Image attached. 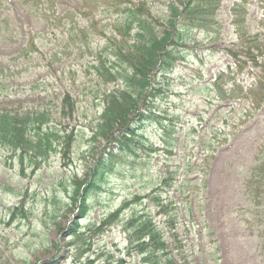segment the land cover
Masks as SVG:
<instances>
[{"label": "rangeland", "instance_id": "374dc122", "mask_svg": "<svg viewBox=\"0 0 264 264\" xmlns=\"http://www.w3.org/2000/svg\"><path fill=\"white\" fill-rule=\"evenodd\" d=\"M4 1L8 29L0 33V109H47L53 122L62 123L76 141L69 159L55 153L34 173L26 163L22 171L18 159L0 148V264H138L126 251L120 227L113 225L103 232L96 227L138 195L135 208L155 216L165 230L166 217L155 215L150 198L154 189L178 206L188 204L176 229L192 264H264L259 236L264 227V197L254 213L244 193L264 143V104L259 111L252 110L247 94L255 81L254 71L247 64L238 74L240 63L229 54L239 46L231 17L237 0H223L220 5L217 36L195 33L197 41L187 48V59L171 74L167 98L155 104L156 117L173 128L163 134L157 122L149 123L143 139L145 148L161 151L140 152L133 164L124 162L106 190L90 200L92 208L84 220H79L78 206L69 204L68 192L74 178L86 177L104 145L102 140L91 141L92 130L105 106L104 94L119 83L104 84L92 63L113 34L117 0H86L92 8L85 0H54L49 16L53 21L54 16L66 17L69 9L83 8L55 28L21 0ZM121 1L146 3L157 21L168 15L167 6L176 0ZM263 3L247 2L250 35L260 28ZM30 37L38 51L16 58ZM222 72L228 81L226 91L236 90L234 81L240 83L241 100L222 102L213 93ZM67 95L74 104L72 117L67 108L65 115L60 114ZM209 146L214 150L208 152ZM206 152L210 159H205ZM167 171L174 172L173 189L161 184ZM184 175L194 182L183 183ZM18 205L26 217L12 220L11 210ZM78 222L82 236L76 239L70 235Z\"/></svg>", "mask_w": 264, "mask_h": 264}, {"label": "trees", "instance_id": "16d2710c", "mask_svg": "<svg viewBox=\"0 0 264 264\" xmlns=\"http://www.w3.org/2000/svg\"><path fill=\"white\" fill-rule=\"evenodd\" d=\"M21 1L29 8L33 7L37 17L54 28L63 19L72 18L74 13L83 9H69L64 15L66 17L54 16L53 21L49 16L54 12V0ZM4 2L0 0V33L8 29V17L5 15L8 8ZM221 2L222 0H176L167 6V16L155 21L146 3L141 1L132 5L128 2V5H124L121 0H117L113 34L106 40L103 52L92 63V68L104 84L119 85L104 94L105 106L99 122L92 130L91 141L100 143L102 140L104 143L98 158L84 179L74 178L71 181L68 200L69 204L78 206L79 220L87 218L92 208L90 200L106 190L124 162L133 164L140 158V152L149 155L161 151L158 148H145L143 132L152 122L159 124L163 134H168L173 128L171 124L165 125V122L159 121L155 104L167 98L171 88V74L179 62L187 59V48L197 41L195 33L218 35L217 13ZM247 2L248 0H238L232 7V25L238 35L239 46L229 54L235 61H239V74L243 73L247 64L254 71L255 81L247 96L252 100V110L257 112L264 104V18L260 21L259 30L250 35L247 31ZM84 4L89 8L93 7L86 0ZM83 38L86 35L83 34ZM36 51L38 48L30 37V41L16 58H27ZM223 77L224 75H220L213 85L212 91L216 97L222 102L241 100L240 84L234 82L236 90L233 87L226 91L227 83ZM62 103L63 110L61 109L60 114L65 115L67 108L72 117L74 104L70 96L67 95ZM49 112L47 109L40 112L0 109V148L18 159L22 171L26 163L32 173L36 172L55 153L61 154L63 160L69 159L76 138L73 134H68L62 123L53 122ZM209 150L214 149L209 146L207 151ZM208 152L205 159H210ZM255 161L256 165L252 168L244 189L254 213L264 197V143L260 146ZM174 176V172L167 171L161 184L173 189L177 183ZM193 182V179L188 180L184 175L183 183L190 185ZM150 198L156 208L155 215L166 217L165 230L159 227L155 216L135 208L140 202L138 195L124 201L96 229L103 232L113 225L120 227L125 235L126 251L129 256L138 259V264H192L176 229L180 212L184 208L188 209V204L178 206L174 199L163 197L155 189ZM16 216L26 217L22 205L11 210V219ZM81 230L79 222L75 223L70 236L80 238ZM259 236L264 248V227ZM213 249L217 251L216 248ZM118 264H122V261Z\"/></svg>", "mask_w": 264, "mask_h": 264}]
</instances>
